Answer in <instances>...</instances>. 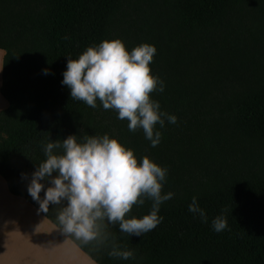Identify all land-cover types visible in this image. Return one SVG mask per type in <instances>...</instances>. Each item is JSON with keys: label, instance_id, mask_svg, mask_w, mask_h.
<instances>
[{"label": "trees", "instance_id": "16d2710c", "mask_svg": "<svg viewBox=\"0 0 264 264\" xmlns=\"http://www.w3.org/2000/svg\"><path fill=\"white\" fill-rule=\"evenodd\" d=\"M112 39L128 51L141 43L156 49L149 67L164 91L149 95L177 120L154 126L155 147L99 99L92 108L61 84L68 57ZM0 49V91L9 103L0 113V175L11 193L38 208L27 192L31 173L44 145L69 135L82 142L107 133L138 162L148 156L167 168L161 192L173 196L161 203L154 229L128 236L107 225L104 245L69 236L93 261L264 264V0H0ZM193 196L206 223L188 211ZM53 207L41 213L59 228ZM150 207L145 199L126 215ZM221 214L227 227L216 232L211 221ZM112 243L134 256H109Z\"/></svg>", "mask_w": 264, "mask_h": 264}, {"label": "clouds", "instance_id": "9594fccd", "mask_svg": "<svg viewBox=\"0 0 264 264\" xmlns=\"http://www.w3.org/2000/svg\"><path fill=\"white\" fill-rule=\"evenodd\" d=\"M155 52L148 43L128 51L120 39L102 40L88 46L77 58L68 57L61 84L68 87L72 99L92 108L99 99L104 109L115 110L117 119L127 120L129 131L142 129L145 139L155 147L161 132L154 131V126L158 123L162 128L165 120H177L174 114L161 110L159 101L149 95L164 91L163 81L152 75L149 67ZM47 72L45 69L44 74ZM43 151L45 159L31 173L27 192L38 204V213H48L49 205L55 206V220L67 236L84 245H104L109 240L107 225H117L128 236H141L162 222L163 217L158 215L160 205L173 193L162 194L167 168L148 156L138 162L132 149L107 133L85 135L82 142L75 135L60 142L49 140ZM145 199L151 201L147 214L126 215L133 205H143ZM188 211L198 215L202 223L207 222L196 196ZM211 227L216 232L223 231L226 218L222 214L215 216ZM108 255L127 260L134 253L112 243Z\"/></svg>", "mask_w": 264, "mask_h": 264}, {"label": "crops", "instance_id": "0c3cea01", "mask_svg": "<svg viewBox=\"0 0 264 264\" xmlns=\"http://www.w3.org/2000/svg\"><path fill=\"white\" fill-rule=\"evenodd\" d=\"M5 51L0 49V89ZM9 107L0 91V113ZM0 264H97L0 175Z\"/></svg>", "mask_w": 264, "mask_h": 264}]
</instances>
